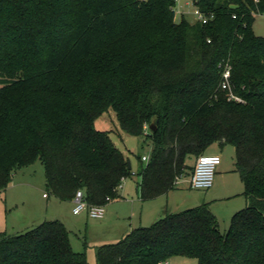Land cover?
Wrapping results in <instances>:
<instances>
[{"label": "trees", "instance_id": "obj_1", "mask_svg": "<svg viewBox=\"0 0 264 264\" xmlns=\"http://www.w3.org/2000/svg\"><path fill=\"white\" fill-rule=\"evenodd\" d=\"M192 1L214 17L176 20L175 0H0V192L39 158L59 199L79 189L89 204L119 199L132 167L95 126L110 108L124 131L151 143L137 173L145 200L177 188L194 167L188 159L212 144L235 147L246 204L224 233L205 202L98 246V264H264V35L253 28L264 0ZM226 63L244 101L221 87ZM0 264L89 260L51 219L0 232Z\"/></svg>", "mask_w": 264, "mask_h": 264}, {"label": "rangeland", "instance_id": "obj_2", "mask_svg": "<svg viewBox=\"0 0 264 264\" xmlns=\"http://www.w3.org/2000/svg\"><path fill=\"white\" fill-rule=\"evenodd\" d=\"M180 8L182 12L175 13L176 20H180L182 15L191 22L197 20V7L192 0H181ZM253 28L257 34L264 35V13L257 14ZM95 126L109 131L115 144L126 154L132 164V175L125 177L122 185L118 187L120 198L106 205V218L101 220L87 218L85 213L75 214L72 212L71 204L61 201L54 195L49 198L44 197V193L48 191L46 170L43 162L38 158L15 169L11 185L0 192V232L10 234L26 231L42 222L43 215L47 213L48 219L61 218L71 231L74 249L85 251L89 264H98L97 247L104 243H115L120 239L119 236H110V229L118 221L133 222L134 226L151 225L163 217L167 211L170 212L172 207L178 211L199 205L198 201L203 193L192 189L189 178L185 176L178 181V187L168 193L145 201L140 199L136 187L137 181L140 180L137 174L141 166L139 156L149 155L150 141H145L143 136L124 131L120 127L113 108L98 117ZM216 146L219 147V145ZM217 152L223 160L222 169L228 168L227 180L236 191V195L232 198L217 200L209 205L210 209L216 213L220 229L224 233L230 226L232 215L245 206L246 200L243 194L244 183L240 175L234 171V145L226 144L223 148L219 147ZM206 153L213 152L208 149ZM216 179L217 172L214 183ZM163 264H198V261L194 257L176 256Z\"/></svg>", "mask_w": 264, "mask_h": 264}, {"label": "built area", "instance_id": "obj_3", "mask_svg": "<svg viewBox=\"0 0 264 264\" xmlns=\"http://www.w3.org/2000/svg\"><path fill=\"white\" fill-rule=\"evenodd\" d=\"M180 1L175 0L174 10L175 12L181 11ZM182 12V11H181ZM184 14V13H182ZM236 17V14L233 15ZM214 17L213 13H207L200 10L197 7V20L198 22L205 24L208 23ZM195 21V22H196ZM210 40V39H209ZM223 80L221 82L222 89L227 91V96L229 100L234 101H244L243 97L234 92L231 85V66L229 64H224L223 69ZM149 155H143V160H148ZM221 162V156L216 153H203L196 158L193 170L189 177L190 187L194 189L207 190L211 188L214 184L215 175L217 172V167ZM182 177L177 178V183ZM124 180V178H123ZM122 180V181H123ZM122 185L120 183L119 187ZM45 196L48 193L44 194ZM108 202L111 200L110 196L107 197ZM74 201V212L80 213L82 211H87L92 217H102L105 214L107 203L102 204H89L85 199V194L82 189L77 190L75 196L73 197Z\"/></svg>", "mask_w": 264, "mask_h": 264}, {"label": "crops", "instance_id": "obj_4", "mask_svg": "<svg viewBox=\"0 0 264 264\" xmlns=\"http://www.w3.org/2000/svg\"><path fill=\"white\" fill-rule=\"evenodd\" d=\"M216 145H219V147L220 148H223V146L224 145H226V144H224V145H221V144H217V143H214V144H212L210 147H209V150H211V152H213V153H216V154H219L217 151H218V149H219V147L218 146H216ZM216 147H218V148H216ZM208 151V150H207ZM129 161H130V159H129ZM223 160H222V158H221V162H220V164L218 165L219 167H217V179H216V181H215V183L213 184V186L210 188V189H207V190H202V189H195V190H198V191H200L201 193H203L202 195H201V201L199 200L198 202H200L199 204H202V203H208V205H210V203H214L215 201H217V200H224V199H229V198H232L234 195H236L235 193H236V191H235V189L233 188V186L228 182V180H227V177H228V168H226V167H223V169H222V162ZM131 162V161H130ZM195 162H196V157H191V158H189L188 159V163L189 164H191V165H193L194 166V164H195ZM131 167H132V164H131ZM235 168V167H234ZM192 170L193 169H191L190 170V173L188 174V175H185V177H190V174H191V172H192ZM231 171V170H230ZM235 171V170H234ZM237 172V171H236ZM238 173V172H237ZM239 174V173H238ZM240 175V174H239ZM241 177V176H240ZM242 179V178H241ZM139 181L140 180H138L137 181V184H136V187H137V191H138V193H139V195H140V189H139ZM177 187H178V184H177ZM192 188V187H191ZM192 189H194V188H192ZM45 193H48V191H46ZM44 193V194H45ZM52 194H50V193H48V195L47 196H45L44 195V197H47V198H49L50 196H51ZM56 197V196H55ZM56 198H58V197H56ZM59 199V198H58ZM140 199H142L141 198V195H140ZM61 200V199H60ZM143 201H145V199H142ZM246 200V199H245ZM61 201H64V200H61ZM64 202H66V203H69V204H71V206H72V212L73 213H75V214H80V213H85L87 216V218L88 217H92V216H90L89 215V213L87 212V211H82V212H80V213H76V212H74V201H73V199L72 200H70V201H64ZM175 208H176V206H175ZM186 208H188V207H186ZM175 210L176 209H173V207L169 210L170 212H175ZM178 211H180V210H178ZM165 212V211H164ZM168 212V211H167ZM215 213V212H214ZM216 214V213H215ZM47 213L46 214H44L43 215V221L44 220H51V219H48L47 218ZM60 216V215H59ZM92 218H94V219H105L106 218V210H105V214H104V216H102V217H99V218H97V217H92ZM159 218V217H158ZM54 219H60L61 220V218H59V217H56V218H54ZM107 221H108V219H107ZM64 222V221H63ZM65 223V222H64ZM134 223L133 222H128V221H121V222H117V223H115V225H114V227L113 228H111L110 229V236H119L120 237V239L125 235V234H127L129 231H131L132 229H134L135 227H138V226H134L133 225ZM66 225V224H65ZM139 226H141V225H139ZM68 228V227H67ZM69 229V228H68ZM119 239V240H120ZM161 264H163V262L161 263Z\"/></svg>", "mask_w": 264, "mask_h": 264}, {"label": "water", "instance_id": "obj_5", "mask_svg": "<svg viewBox=\"0 0 264 264\" xmlns=\"http://www.w3.org/2000/svg\"><path fill=\"white\" fill-rule=\"evenodd\" d=\"M231 7H232V8H237V7H239V5H238V4H232ZM157 124H158V118H155V119L153 120V122L150 124V128H151L152 130H156V128H157ZM128 163H129V167H131V162L128 161Z\"/></svg>", "mask_w": 264, "mask_h": 264}]
</instances>
